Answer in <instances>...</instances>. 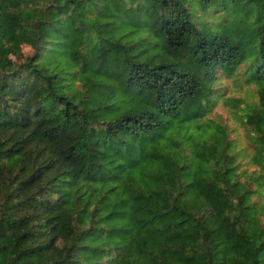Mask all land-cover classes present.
I'll list each match as a JSON object with an SVG mask.
<instances>
[{
  "label": "trees",
  "instance_id": "obj_1",
  "mask_svg": "<svg viewBox=\"0 0 264 264\" xmlns=\"http://www.w3.org/2000/svg\"><path fill=\"white\" fill-rule=\"evenodd\" d=\"M210 9L225 12L224 27L208 23L204 14L198 16L199 10ZM48 43L71 53L69 64L74 61L115 80L123 93L151 106L94 121L87 107L92 96L59 86L64 75L52 68L56 61H47L49 55L43 51ZM24 45L33 51L25 54ZM243 67L249 80L264 86V0H0V82H11L14 93L12 98H0V264H17V256H25V264H264V189L245 188L242 195L251 198L254 193L256 199L239 208L237 238L228 243L223 237L226 229L216 234L210 227L215 211L204 198L209 181L202 176V167L187 159L188 183L186 171L167 177L162 186L157 177L144 183L133 179L146 194H157L143 202L135 197L128 173L118 180L115 190L105 193L104 211L110 224L103 225L107 230L102 234L94 222L83 224L87 210L82 204L74 239L66 242L61 231L54 229L42 236L31 234L28 226L43 218L44 209L59 208L63 216H69L77 211L78 204L72 202L79 201L85 191L76 186L73 198L63 204L62 192L70 186L67 171L57 166L45 172L47 164L40 165L29 151L39 135L37 123L28 119L31 109L22 114L11 111H16L19 95L26 102L25 90L37 85L35 115L48 113L60 123H78L84 130L79 142L84 151L95 127L101 126L98 139L118 145L123 159H127L128 139H144L151 159L159 134L166 133L163 140L172 144L176 136L170 125L175 127L176 119L188 109L204 106L208 97L202 93H211L221 75L233 77ZM262 96L250 108L256 110L248 116H256L251 118L253 123L258 119V124L263 123L264 91ZM177 130L184 135L183 144L175 142L180 153L192 131ZM220 131L224 130L217 132L222 142ZM214 161L224 169L218 182L235 184L228 157L222 160L214 155ZM79 176L74 168L72 177ZM35 181L40 183L34 187ZM55 195L58 198L52 201ZM14 196L22 207L16 213L7 212L5 207L15 206H8ZM208 208L205 221L201 212ZM245 209L254 213L245 217ZM25 210L32 224L22 225L25 220L18 214ZM71 227L68 236L73 233ZM102 236L105 239L99 240ZM44 240L49 241L44 249H50V255L41 259ZM5 242L12 249L4 248Z\"/></svg>",
  "mask_w": 264,
  "mask_h": 264
},
{
  "label": "rangeland",
  "instance_id": "obj_2",
  "mask_svg": "<svg viewBox=\"0 0 264 264\" xmlns=\"http://www.w3.org/2000/svg\"><path fill=\"white\" fill-rule=\"evenodd\" d=\"M203 14L205 15L203 18L207 19L208 23L212 25L219 23V27L225 26V23L221 22L225 18V12H216L213 9L207 12L199 10L198 16ZM47 46L49 48L46 47L43 51L44 55L46 53L49 55L47 61H56L51 65L52 68L64 75L59 86L67 85V90L81 94L87 91L92 96V101L90 104L88 103L87 107L91 110L94 121L112 119L129 110H139L151 106L149 101H143L123 93L115 80L95 74L88 68H82L74 61H72L74 64H69L68 60L73 55L64 52V48H58V44L48 43ZM32 51V47L24 45L23 52L25 54H30ZM60 59L62 60L60 61ZM244 69L245 67L233 77L221 75L211 93L207 90L202 93L205 98L208 97L204 106L195 107L192 110L188 109L187 114L176 119L175 127L170 125L173 128L171 134L175 131L172 136H176L172 139V144H166L163 140L166 133L164 135L160 133L157 140L159 146L151 159L149 157L152 155L145 152L147 142L144 139H128L126 143L127 159H123L118 145L105 143L98 139L99 131L102 130L101 126L95 127V133L90 137L89 148L84 151L79 146L84 134L83 127L80 128L76 122L62 121L60 123L56 117H50L48 113L44 114L43 117L35 115L38 106L35 93L37 85L25 90L26 102L20 94L16 103V111L14 109L11 111L22 114L24 109H31L28 119L32 123H37L35 128L39 134L32 148L29 149L31 156L36 157L40 165L47 164L44 167L46 173H50L57 166L67 171L70 186L62 192L60 200L63 204L68 199L73 198L76 193V186L83 187L85 191L79 201L72 202V204H78L77 211L69 214V216H63L58 211L59 208L44 209L43 218L33 226H28L31 228V234L35 233L42 236L47 230L54 229L58 233L61 231L66 242L67 239H74L79 232L77 222L82 218L79 211L80 204L87 210V218L83 224L94 222L96 229L102 234V231L104 233L107 230L106 228L105 231L103 230V225L108 226L110 224V219L104 211L105 193L114 191L118 180H123L128 173L127 178H132L131 183H134L135 197L138 201L143 202L151 197H157V194H146L138 181L133 179L139 178L144 183L150 177L153 179L157 177L161 183L159 186H162L167 177L186 171L185 182L188 183L190 168L186 164L187 159L193 161V164L197 162L202 167L204 173L202 176L209 181V185L205 186L204 198L208 201L210 208L215 211V221L210 227L216 234L219 233L218 229H226L223 237L228 243L234 242L237 238L234 229L239 208L256 199L254 193L251 198L243 196V191L246 187L253 190L264 189V180H258L261 176L264 178V120L262 124H258L259 119L254 123L251 120L256 116L248 117L251 110L256 111L254 108H250L254 107L255 103L261 100V97L263 98L264 86L258 80H249L247 75L243 73ZM24 79L32 80L33 78L25 76ZM32 83V85L35 84ZM36 83L38 86L41 85L39 82ZM5 84V82H0V98L2 99L3 96L12 98L14 96L13 84L7 83L6 85L9 86L7 89L3 86ZM20 107L21 109L18 111ZM177 127H181L186 133L192 131L191 139L186 141L185 149H180V153L175 142L183 144L184 135L182 132H178ZM221 128L224 130V133L220 131V138L223 137L222 142L218 141L219 135L217 134ZM214 155L222 160L228 157L229 167H234L231 181H236L235 184L229 183L231 185L229 186L227 183L218 182L224 169L215 166ZM74 168L80 171L77 180L72 177ZM20 178L22 175L19 176ZM39 183L40 181H35L33 186L35 187ZM27 191L31 192L32 190L29 188ZM158 192H160L159 189ZM111 195L109 194V196ZM21 197L20 195V199ZM57 198L58 195H55L51 200L55 201ZM18 200V196L12 197L8 206L12 204L15 206L5 207V210L14 213L20 210L22 205L17 204ZM29 202H32V199ZM198 208L197 206L194 207L195 210ZM210 208L201 212L205 221L208 220L207 215ZM244 212L245 217L254 213L253 210L249 209H245ZM102 214L104 216L98 220ZM18 215H23L21 219L25 221L22 222V225L27 224V222L32 224L31 216L26 210ZM68 225L72 226L73 231L69 236L67 235ZM104 239L105 237L102 236L99 240ZM63 242L65 241L63 240ZM40 244L43 247L40 254L42 257H40L44 259L48 254L50 255V249L49 251L47 248L44 249V246L49 245V241L44 240ZM3 247L12 249L6 242ZM25 258V256H17L15 261L17 264H25Z\"/></svg>",
  "mask_w": 264,
  "mask_h": 264
}]
</instances>
